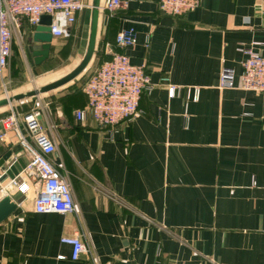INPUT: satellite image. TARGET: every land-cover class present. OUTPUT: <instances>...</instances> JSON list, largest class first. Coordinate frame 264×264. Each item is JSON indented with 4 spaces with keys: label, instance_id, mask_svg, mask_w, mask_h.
<instances>
[{
    "label": "crops",
    "instance_id": "crops-1",
    "mask_svg": "<svg viewBox=\"0 0 264 264\" xmlns=\"http://www.w3.org/2000/svg\"><path fill=\"white\" fill-rule=\"evenodd\" d=\"M84 1L71 36L53 39L41 64L28 50L35 27L21 17L9 63L18 65L15 51L27 52L28 70L48 78L39 85L61 77L49 75L52 56L65 52L54 44L69 40L86 51L92 0ZM128 27L136 44L117 46ZM251 46L264 55V0H201L180 16L166 14L160 0H129L112 15L100 10L96 51L125 52L146 67L153 87L142 94L140 115L113 132L90 113L76 119L88 104L81 76L40 102L15 103L22 112L44 108L76 209L36 213L33 186L24 195L1 180L0 200L10 196L17 208L0 222V264H264V92L241 87V48ZM223 67L234 69L233 87H220ZM164 77L182 86L176 96ZM187 86L201 87L197 101ZM9 109L0 108V119ZM16 159L26 163L28 155L11 132L0 140V172ZM72 235L89 248L78 260L62 241Z\"/></svg>",
    "mask_w": 264,
    "mask_h": 264
},
{
    "label": "built area",
    "instance_id": "built-area-1",
    "mask_svg": "<svg viewBox=\"0 0 264 264\" xmlns=\"http://www.w3.org/2000/svg\"><path fill=\"white\" fill-rule=\"evenodd\" d=\"M128 1L105 0L101 3L100 10L112 15ZM200 3L201 0H160V7L166 14L180 16L196 9ZM86 6L84 0H0V78L3 79L9 65L14 32L20 28L21 17L25 16L29 23L36 27L43 14H50L53 39L70 37L71 28L76 23L79 12ZM136 42L137 33L134 27L124 28L116 35V44L119 47L134 46ZM149 44L148 37L146 46ZM241 49L246 54L241 87L264 92V55L253 46ZM112 55V59L103 62L84 86L88 97L87 106L75 111L78 121L85 120L90 113L98 125L107 127L110 132L140 115L142 94L153 87L145 66L133 63L125 52L117 51ZM163 82L170 97L176 96L182 89V86L172 83L168 77H164ZM234 85V69L223 67L220 73V87ZM185 90L188 99H199L201 87L187 86ZM10 95L12 93L6 91L4 97ZM35 98L40 102L43 100V94ZM9 107V111L0 119V140H6L11 132L15 133L28 155V161L19 174L10 179L3 188L18 187L26 195L33 186L36 189V213H73L76 209L74 197L66 175L53 158L57 147L50 133L53 125L45 120L44 108L36 104L30 110L22 112L15 107V103ZM16 161L17 159L13 163ZM4 173L5 171L0 172V182ZM22 173L29 178V183L20 176ZM62 241L71 245L73 260L80 259L82 253L89 251L88 245L79 235L63 236ZM58 258L65 259L66 256L61 254Z\"/></svg>",
    "mask_w": 264,
    "mask_h": 264
},
{
    "label": "water",
    "instance_id": "water-1",
    "mask_svg": "<svg viewBox=\"0 0 264 264\" xmlns=\"http://www.w3.org/2000/svg\"><path fill=\"white\" fill-rule=\"evenodd\" d=\"M100 5L101 0H92V18L90 25V34L86 51L78 62V64L66 74L61 77L34 87L29 90L14 93L8 97L0 99V108L9 106L13 103H19L24 100L33 98L40 94H46L50 91L58 89L76 79L80 76L90 65L96 52L97 38H98V27L100 18ZM52 22V16L50 14H43L41 16L39 24L35 27L34 32L28 39V50L31 52L34 62L41 64L43 61L48 59L51 52V46L53 36L51 33L50 24ZM20 165V166H19ZM25 167V162L17 159L16 162L11 163L9 166L3 165L1 171H5L1 180L9 177L3 184L5 185L10 179L14 178L19 174L21 168ZM17 208V203L11 199L10 196H5L0 200V222L6 219L14 210Z\"/></svg>",
    "mask_w": 264,
    "mask_h": 264
},
{
    "label": "rangeland",
    "instance_id": "rangeland-1",
    "mask_svg": "<svg viewBox=\"0 0 264 264\" xmlns=\"http://www.w3.org/2000/svg\"><path fill=\"white\" fill-rule=\"evenodd\" d=\"M54 49L57 51L63 50L65 52L62 54H58L57 52L52 56L51 61H53V71L51 72L52 74H49L52 75L51 77L66 74L78 64L83 56V54L77 53L74 42L71 44L69 40H59L58 43L54 44ZM13 55L18 56L19 63L17 66H15V64L11 65V63H9L5 70L3 79L0 78V95L5 96L6 91H10L12 94H14L27 87L34 88L39 86L40 82L48 79L47 77H38L36 74H32L30 70H28L27 66L29 56L27 52L19 53L15 51ZM93 61L94 59L91 61L87 69L93 65ZM84 73L85 72H83L80 76H82ZM45 95H47V93L43 94V96ZM31 99H33V102L37 100L34 97Z\"/></svg>",
    "mask_w": 264,
    "mask_h": 264
},
{
    "label": "trees",
    "instance_id": "trees-1",
    "mask_svg": "<svg viewBox=\"0 0 264 264\" xmlns=\"http://www.w3.org/2000/svg\"><path fill=\"white\" fill-rule=\"evenodd\" d=\"M117 45V44H116ZM113 55L112 54H105V53H100L98 50L95 52V57L93 61V65L89 67V69L86 70V72L81 76V78L84 80L83 87L89 80V78L95 73L97 68L105 61L112 59ZM6 112L3 114L5 115Z\"/></svg>",
    "mask_w": 264,
    "mask_h": 264
}]
</instances>
